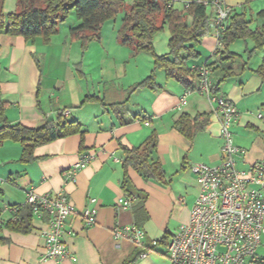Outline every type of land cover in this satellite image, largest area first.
Instances as JSON below:
<instances>
[{
	"label": "crops",
	"instance_id": "1",
	"mask_svg": "<svg viewBox=\"0 0 264 264\" xmlns=\"http://www.w3.org/2000/svg\"><path fill=\"white\" fill-rule=\"evenodd\" d=\"M222 1L233 9L245 0ZM176 8L181 9V5ZM16 9V0H5V13ZM79 24L77 19L61 24L49 44L41 39L28 43L22 37L0 34V128L5 121L11 126L36 128L61 120L75 121L85 132L83 141L80 135H74L37 147L30 163L22 161L23 148L19 143L0 146V217L4 221L0 229V264H168V244L163 249L164 245L153 247L151 243L165 236L170 242L176 234V211L180 226L189 222L200 194L191 167H214L223 162L221 116L214 114V107L197 90L190 91L187 105L179 110L180 98L188 90L168 79L164 71L155 72L156 89L133 91L154 71V56L136 53L123 45L118 36L120 24H113L112 29L104 24L101 39L84 51L80 42L70 38V30ZM169 40L167 28L154 41L156 55L169 53ZM221 48L211 33L202 42L198 65L217 64L208 67L212 84L221 81L225 66L235 72L220 85L219 95L239 112L232 133L235 146L244 153L235 157V163L238 170L245 171L264 160V83L255 74L262 61L259 58L255 67L249 64L244 68L238 60L222 66L216 54ZM88 97L93 99L86 101ZM183 114L210 115L209 125L192 141L173 128ZM153 132L159 135L154 160L162 165L164 183L146 181L128 168L127 176L133 185V196H129L122 189L125 155L121 147H141ZM82 143L84 154H90L92 160L73 178L68 177L66 172L83 155ZM30 190L51 198L63 194L79 210L97 209L93 226H86L79 216H72L67 222L70 234L64 240L75 261L45 257L41 232L48 227L47 215H33V229L28 234L6 228L8 222L17 220L11 208L23 205ZM138 196L145 197L142 215L147 217L139 222L135 215ZM122 197L132 200L130 209L117 207ZM132 224L146 234L143 248L127 240L117 243L112 237L114 227Z\"/></svg>",
	"mask_w": 264,
	"mask_h": 264
},
{
	"label": "trees",
	"instance_id": "2",
	"mask_svg": "<svg viewBox=\"0 0 264 264\" xmlns=\"http://www.w3.org/2000/svg\"><path fill=\"white\" fill-rule=\"evenodd\" d=\"M254 1L245 0L241 5L243 9L241 12L231 9L226 31L221 37L222 48L216 52L222 66L227 63L233 65L239 58V55L230 50V46L238 41L253 42L254 47L249 54L257 51L264 53V10L258 14V18L263 20V25L255 31L251 30L252 20H249L246 15V8ZM4 3L5 0H0V34L22 37L28 43L41 39L49 44L51 38L58 33L59 26L74 11L80 24L70 30V38L72 41L80 42L84 51L92 42L101 39L102 27L107 21L124 13L122 26L118 31L121 43L131 47L136 53L151 54L155 59L152 74L136 85L133 91L142 88L156 89V71H164L168 79L181 83L188 91H195L200 86L201 77L197 68L200 67L198 64L202 59L201 46L203 40L212 33L211 14H208V8L203 1L16 0L17 9L9 14L4 12ZM175 4H182L181 9L176 8ZM182 6H187V8L182 10ZM165 27L170 32L169 53L158 56L154 50V41ZM215 65L217 64L206 63L202 66L212 68ZM243 67H247L246 63ZM221 72L223 73L221 81L212 84L213 95H219L220 85L235 75L232 67L225 66ZM255 74L264 83V55ZM88 99L93 98L88 97L86 101ZM1 115L5 121L3 113ZM209 121L210 115L208 114H199L196 117L183 114L174 123L173 128L192 141L198 132L209 125ZM84 134L82 126L75 121H50L36 128H28L20 124L11 126L5 121V125L0 128V146L6 142L19 143L23 148L22 161L30 163L34 160L33 152L37 147L74 135H80L83 141ZM158 142L159 135L153 132L141 147L131 150L121 147L125 155V177L122 189L129 196H133V185L127 176L128 168L134 169L146 181L164 183L165 172L162 165L158 160H154ZM80 151L84 154L83 143ZM137 199L140 201L135 209L136 218L138 222L141 218L145 221L147 217L142 215L145 197L138 196ZM20 206H14L19 208L16 213L17 220L8 222L6 228L28 234L33 229V213L29 206L24 208ZM167 240L168 236H165L157 245L166 246Z\"/></svg>",
	"mask_w": 264,
	"mask_h": 264
},
{
	"label": "built area",
	"instance_id": "3",
	"mask_svg": "<svg viewBox=\"0 0 264 264\" xmlns=\"http://www.w3.org/2000/svg\"><path fill=\"white\" fill-rule=\"evenodd\" d=\"M198 1H203L211 9L212 34L218 45L222 46L221 37L226 31L231 8L221 0ZM187 6H182V10ZM197 70L201 77L197 92L208 99L214 107V114L221 116L220 136L224 159L219 166L194 164L191 167L199 183L200 194L191 210L189 222L180 226L167 245L168 264H264V259L258 255L259 249L264 246V160L253 164L249 170L236 168L235 157L244 153L235 146L232 133L239 112L230 101L212 94L208 68L200 66ZM189 95L190 91H187L180 98L179 110L187 105ZM68 114L65 113L66 116ZM91 160L90 154H83L80 162L66 175L73 178ZM26 206L31 208L33 215H47L50 218L48 227L41 232L45 257L55 260L71 258L75 261L64 240L70 234L67 222L72 216H79L86 226H93L97 222V209L79 210L63 194L51 198L40 196L33 190L27 192L26 202L20 207ZM131 206L129 197L117 201L119 209L127 210ZM18 210L11 208L14 213ZM3 225L0 217V229ZM111 233L117 243L127 240L137 248L145 246L146 234L136 224L116 226ZM157 244L156 240L151 243L153 247Z\"/></svg>",
	"mask_w": 264,
	"mask_h": 264
},
{
	"label": "rangeland",
	"instance_id": "4",
	"mask_svg": "<svg viewBox=\"0 0 264 264\" xmlns=\"http://www.w3.org/2000/svg\"><path fill=\"white\" fill-rule=\"evenodd\" d=\"M128 4H130V2ZM239 7H241V6L236 5L235 8H233V9H235L237 12H241ZM263 10H264V0H255L254 2H252L249 5V7L246 8L247 18L249 20H252V24L250 26L252 31L257 30L258 28H260L263 25V20L258 18V14ZM242 11H243V9H242ZM211 12H212L211 9H208V14H211ZM123 17H124V13H120L115 19L107 21L105 23L106 24L105 27L106 28L111 27V29H112V26H114L113 24H118V25L120 24V28H121L122 22H123ZM76 19H77L76 14L74 11H72L69 14V16L67 17L64 24H67V25L71 24ZM166 32H167V28H165L164 31L158 35L159 39ZM253 47H254V44L250 40L247 43H245L243 41H238V42H236L230 46V50L232 52L236 53L237 55H239V58H237L239 65L241 64V66H244V64L246 63L247 66L250 64L251 66L255 67L258 63L259 58L262 61L263 53L257 51V52H254L253 54H249V51H251L253 49ZM242 58H243V61H242ZM179 205L183 206V203H179ZM184 212H185V209L180 212V218L181 219L184 218V216H185ZM179 221H180V219H179V216L177 215V211H176V233L178 232V229L180 226ZM187 223H184V224H187ZM162 248L165 249L166 246L164 245ZM258 255L264 259V246H262L259 249Z\"/></svg>",
	"mask_w": 264,
	"mask_h": 264
}]
</instances>
